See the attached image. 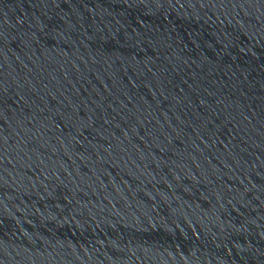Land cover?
<instances>
[{
	"label": "water",
	"instance_id": "obj_1",
	"mask_svg": "<svg viewBox=\"0 0 264 264\" xmlns=\"http://www.w3.org/2000/svg\"><path fill=\"white\" fill-rule=\"evenodd\" d=\"M0 264H264V0H0Z\"/></svg>",
	"mask_w": 264,
	"mask_h": 264
}]
</instances>
